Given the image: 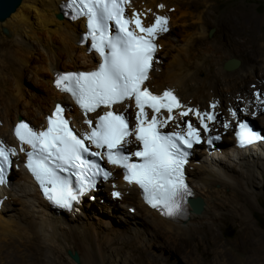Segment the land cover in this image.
Instances as JSON below:
<instances>
[{"label":"bare ground","instance_id":"obj_1","mask_svg":"<svg viewBox=\"0 0 264 264\" xmlns=\"http://www.w3.org/2000/svg\"><path fill=\"white\" fill-rule=\"evenodd\" d=\"M67 1L23 0L17 10L1 24L8 29L11 36L9 44L1 42L6 45L5 53L22 66L34 67L32 70L41 76L42 87L39 90L44 95L36 101L24 97L22 93H17L14 98L11 97L12 94L9 96L1 93L0 142L8 148H15L16 153L12 155L9 182L0 187V215L5 218L4 221L0 219V228H2L0 233L8 234L12 230L11 223L17 222L38 237L49 252H54L52 251L54 239L65 240L68 242L65 245L67 248L81 252L84 264H96L94 254L96 248L90 238L92 234L94 238L100 235L91 218L110 212L126 218L128 215L141 225L131 226L132 233L139 239L140 245L148 251L149 256L161 260L160 264L176 262L170 260L168 252L164 253L168 244L171 247V241L174 244L180 242L179 246L184 245L183 242L190 246L186 251L190 256L185 255L187 260L183 262L180 259L178 264H207L209 259L206 254L210 251L215 254L214 264L264 262V233L257 234L258 231L252 230V227H248L251 230L244 228L242 235L240 232V236L233 242V252L246 251L247 257L238 261H234L230 256L229 243L222 242L218 234L222 229V221L229 216L239 217L242 223L244 220H252L251 212L254 206L251 202L261 194L255 190L256 185L264 186V140L253 150H241L236 147L233 150L228 149L235 144L233 133L237 123L244 118L241 115L258 117L262 125L259 127H262L261 132L264 136V90L259 92L255 84L251 91L241 87L254 73L255 64L261 62L258 60L264 61V55L241 53L243 45L241 43L248 41L244 36L247 32L237 21L241 19V10L229 11L215 20L219 28L220 40L206 46L201 45L199 40H206L207 26L211 18L209 11L192 16L190 24L198 25L193 33L185 30V23L181 22L177 15V0H130L125 12L126 17H133L134 14L139 13V19L144 27L154 24L157 16L167 17L168 30L159 32L155 40L158 48L146 87L158 95L166 90H172L179 98L182 107L173 110L172 115L176 119L169 122L172 128L166 130L165 127L162 131H176V128L185 131L182 122L186 116L181 117L179 113L188 108L198 110L200 113L214 114L216 117L212 121L205 120L208 130L204 129L200 119L192 112L187 116L194 121H186L191 122L199 130L200 141L203 140L200 142L203 146L202 154L198 155L197 145L200 143H196L195 155L186 168L194 197L203 201L202 210L196 212L189 204L183 217L165 216L159 209L146 203L139 188L135 184L126 182L123 174L116 167H112L113 178L102 182L92 196L86 197L72 211L57 213L51 209L27 168L26 150L30 147L26 144L22 145L17 139L14 132L16 125L20 120L27 122L25 118L21 119L25 116L31 121L28 123L34 130L42 131L47 126L48 116L53 114L56 105L59 104L65 108V113L76 133L82 135L85 131H89L85 123L87 119L96 122L98 115L108 110L105 108L97 113L85 115L74 98L56 86L58 74L79 70L89 71L97 68L100 63L97 53L90 50L91 40L84 38L88 33L87 20L84 17L67 18L63 12V6ZM205 1L194 0V4L198 8L200 4L205 5ZM60 13L63 14L62 18L58 16ZM131 28H135V24H132ZM136 31L139 33V29ZM179 35L180 39L177 38ZM231 43H240L241 46L235 48ZM161 52H164L165 67L161 66L162 58L159 57ZM32 55L38 60L34 65L31 60L34 59ZM234 56L241 57L242 61L237 68L226 72L224 64ZM241 104L245 106L244 109ZM113 108L118 112H124L133 129L137 109L132 101H125L124 104L115 105ZM146 111L151 117L152 110L146 109ZM161 114L166 117L167 110L162 109ZM225 124L228 126L225 127ZM212 129L218 130L213 134H218L220 131L231 137L226 138L229 140L227 145L222 144L220 148L208 152L205 141L207 137L213 135ZM127 139L132 148H136L135 134ZM13 173L15 179L11 180ZM117 191L120 193L118 197L114 195ZM97 196L99 201L104 198L106 204L95 203ZM142 226L149 229L151 238L142 235ZM80 237H87V241L90 240L86 245L83 242L84 249ZM121 242L131 243L132 238L127 236ZM155 242L160 244L159 252L156 253L152 251ZM198 250L200 257L196 254Z\"/></svg>","mask_w":264,"mask_h":264},{"label":"snow or ice","instance_id":"obj_2","mask_svg":"<svg viewBox=\"0 0 264 264\" xmlns=\"http://www.w3.org/2000/svg\"><path fill=\"white\" fill-rule=\"evenodd\" d=\"M129 2L68 0L66 5L73 10L72 19L86 17L87 36L91 37V47L100 54L102 62L94 71L58 74L56 86L70 93L85 115L102 107L108 109L98 115L95 126L92 119H87L85 123L90 131L77 135L63 115L64 108L57 105L55 112L47 118L45 130L36 131L21 121L14 132L22 145L31 146L32 150L27 153V167L54 204L70 209L80 194L95 186L96 175H110L99 163L85 159V154H90L100 160L106 157L108 163L124 168L125 180L139 185L148 204L165 216H175L181 211L182 200L191 195L184 183L183 166L187 162L186 149L201 142L200 132L191 122H186L185 131H162L176 119L173 110L182 105L172 90L157 95L144 84L149 78L157 34L168 30L167 17L157 16L154 24L144 27L139 13L125 17V6ZM132 24L135 28L129 27ZM133 99L137 111L134 128L130 130L124 112L111 109ZM146 109L152 110L151 117ZM162 109L167 110L166 117L161 114ZM190 112L200 119L205 130H208L205 120L216 118L214 114L191 108L180 112L179 116H187ZM239 127L241 145L264 140V136L253 131L247 123H241ZM133 134L142 147L125 154L130 142L127 138ZM93 145L105 151H92ZM15 153V148H6L0 142V183H4V173L12 163L10 156ZM133 157L140 158L139 162H133ZM70 169L76 170L78 188L73 187L70 177L59 174L61 170L68 172ZM114 195L118 197L120 193Z\"/></svg>","mask_w":264,"mask_h":264},{"label":"rangeland","instance_id":"obj_3","mask_svg":"<svg viewBox=\"0 0 264 264\" xmlns=\"http://www.w3.org/2000/svg\"><path fill=\"white\" fill-rule=\"evenodd\" d=\"M176 3L178 5V8L176 9L177 15L178 17H180L179 19L181 20V22L185 23L186 25L185 30L188 32L191 31L193 33V31L195 32V30L198 27V25L195 26L190 24L192 16L202 14L204 13V11L210 12L211 18H210L209 26H207L206 40L204 41L199 40V42H201L200 44L203 46L214 44L220 40L219 28L215 20H217L220 17H223L229 11L241 10V19H237V21L239 22L240 26L244 28V31L247 32V34H245L244 36L246 39H248V41H243V43H241V45L243 44L242 46L240 45V43H235V44L231 43V45L234 46L235 48L241 46V53L245 55H255V54L264 55V0H206L205 5L200 4L198 8L195 6L194 0H177ZM1 24L2 22L0 21V69H1L0 97L2 92L9 96L12 94L11 97L13 98L16 97L19 93H22L24 97L33 98L34 100L38 101L41 98V96L44 95L39 90V88L42 87L41 76H39L38 73H35L32 70L34 69L32 65L30 67L22 66L17 61H14V59L10 55H8V53L7 54L5 53L6 45L1 44V42L4 41L7 44H9V40L11 36L10 34H6L3 32V27L1 26ZM211 30H213L212 34H210ZM180 37L181 36L179 35V37L177 38L180 39ZM177 42H179V40ZM163 54L164 52H161L159 57L162 58L161 66L165 67L166 62ZM32 57L34 58L31 59L32 64L34 65V62L38 60L36 59L35 55H32ZM232 58H238L240 62L242 61L241 57L234 56ZM258 61L261 62L255 64L254 73L252 74L251 77L248 78V80H246L245 83H243V86L241 85L242 89L248 88L247 91H251L253 85L255 84V87L257 90H259V92H262L264 90V61L262 60H258ZM11 70L12 71L15 70V72H12ZM224 70L226 72H230L225 68ZM234 71H236V69ZM17 72L18 74H16ZM32 72L34 74H31ZM20 86L22 87L19 88ZM240 106H242V109H244L245 107L242 104ZM0 112H1V103H0ZM130 116L131 115H129V117ZM241 117L249 118L253 120L257 127L262 126L260 124V119L258 117H252L250 115H241ZM23 118H25L24 120H27V122L29 123L31 122L30 120H28L27 117L23 116L21 119ZM187 120L189 121L193 119L189 118L188 116H186L185 119H183L182 125L185 126V128H186ZM195 124L197 123H194V125ZM170 128H172L171 124H169V126L166 127V130L168 129L170 130ZM180 130H182V128L179 129L176 128V131H180ZM215 131L218 130L212 129L211 133L213 134L215 133ZM218 134H221L224 137L225 140L223 139V141L225 142V145H227L229 143V140L226 138H229L231 136H227L226 134L220 131L218 132ZM200 147L202 148V145ZM198 150L199 151L197 153H199L198 155L200 156L202 154L201 153L202 149L198 148ZM14 174L15 173H13V175L11 176V180L15 179ZM248 189L251 190L250 187H248ZM255 190L261 192V194L257 198L256 197L253 198L251 202V204L253 203L254 206V209L251 212L252 220H248V221L244 220L242 223L239 217L231 218L229 216V218L224 219L222 221L221 223L222 229L218 233L222 242L229 243L228 252L234 261L244 260V258L247 257L246 251L237 250V252H233V242L235 241L236 238L240 236V232L242 235L244 228L246 230H251V229L255 231L257 230L258 231L257 234L264 233V186L259 187L256 185ZM101 199L102 200L99 201L97 196L96 200L94 201L95 203L99 202L101 205L106 204L105 199L104 198ZM251 204L249 203V205ZM113 209L115 208L113 207ZM102 214L103 215L100 214L101 216H94L93 218H91L93 220V223H95L97 227L96 229L97 233H99L100 235L99 237L94 238L92 234L90 238L95 244L94 246L96 248V251L94 253L96 255V259H95L96 264H160L161 260L157 259V257L154 258L152 256H149L147 254L148 251H146L143 248V246L140 245L139 239H137L135 235L132 233L133 229L131 228V226L140 227L141 225H138V223L128 215L126 218L123 215L119 216L117 213L113 214L109 212L108 214L105 212ZM0 219L4 221L5 218L4 216L0 215ZM128 219L130 222L127 221ZM16 223L17 222L11 223L12 230L8 232V234L0 233V264H84L81 252L75 249L67 248L65 245L66 243L68 244V242H66L65 240L58 241L54 239L52 241V246H54L52 247V251L54 252H49V250L45 249V244L41 243V240L38 237L34 236V234H32L29 231V229H27L24 225L18 223L16 224ZM248 227L249 228L252 227V228L249 229ZM1 229L2 228H0V231ZM141 231L144 237L148 238L149 236V238H151L149 229L142 226ZM122 233L124 236L122 235ZM126 235L132 238L131 243L121 242L123 238L127 237ZM84 238L85 237H80L81 243L83 244V249L85 248L84 246L87 244V242L88 243L90 242V240L87 241V237L85 239ZM83 242L85 243V245ZM170 243H171L170 244L171 247H169V244L167 243L168 246H166L167 248L165 249L164 252V253L168 252V254L170 255V260H175L176 261L175 264H178L180 259L183 262L187 260L185 255H187L186 251L189 250L190 246H188L185 242H183L184 245L182 244V246H179L180 242H176L174 244V242L171 241ZM159 246L160 244L158 242H155V244L153 245L154 249L152 248V251H155V253L157 251L159 252ZM70 249L73 252L79 253L80 255L79 263L75 262L69 256L68 250ZM193 250L195 251V249ZM189 254L190 253H188L187 256H190ZM196 254L198 257H200L199 250L198 253L196 252ZM214 255L215 254L211 251L206 254V256L209 259V262L207 264H214L213 263ZM252 264H264V262L260 261L259 263H252Z\"/></svg>","mask_w":264,"mask_h":264},{"label":"water","instance_id":"obj_4","mask_svg":"<svg viewBox=\"0 0 264 264\" xmlns=\"http://www.w3.org/2000/svg\"><path fill=\"white\" fill-rule=\"evenodd\" d=\"M22 1L23 0H0V21L3 22L7 18H9L11 14L15 12L17 8L21 5ZM58 16L62 18L63 14L60 13ZM3 32L6 34H9L8 29L5 27H3ZM212 33H213V30H211L210 34ZM239 63H240V60L236 58H231L226 61V63L224 64V68L227 70H231V69H234L235 67L237 68ZM246 119L251 121L254 125H256L253 120L249 118H246ZM189 203L194 211L200 212L202 210L203 201L200 198H195L194 196H192L189 199ZM68 254L75 262L77 263L80 262V256L78 252H73L72 250H68Z\"/></svg>","mask_w":264,"mask_h":264},{"label":"trees","instance_id":"obj_5","mask_svg":"<svg viewBox=\"0 0 264 264\" xmlns=\"http://www.w3.org/2000/svg\"><path fill=\"white\" fill-rule=\"evenodd\" d=\"M220 144H221V145H222V144H223V145H225V142H224V141H222Z\"/></svg>","mask_w":264,"mask_h":264}]
</instances>
